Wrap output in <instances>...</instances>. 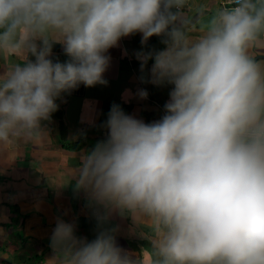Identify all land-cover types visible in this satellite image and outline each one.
Here are the masks:
<instances>
[{
  "label": "clouds",
  "instance_id": "1",
  "mask_svg": "<svg viewBox=\"0 0 264 264\" xmlns=\"http://www.w3.org/2000/svg\"><path fill=\"white\" fill-rule=\"evenodd\" d=\"M135 34L162 38L136 59L170 86L164 115L111 105L105 138L54 187L83 192L101 225L131 216L149 246L130 253L115 229L88 240L57 218L41 264H264V0H0V164L46 148L57 100L106 86L109 50Z\"/></svg>",
  "mask_w": 264,
  "mask_h": 264
},
{
  "label": "crops",
  "instance_id": "2",
  "mask_svg": "<svg viewBox=\"0 0 264 264\" xmlns=\"http://www.w3.org/2000/svg\"><path fill=\"white\" fill-rule=\"evenodd\" d=\"M161 40L152 37L142 47L140 34L123 38L109 50L111 64L104 76L106 86L88 88L81 84L57 100L58 111L47 125L52 137L47 147L27 150L24 158L12 165L0 164L4 169L0 174V228L7 232V238L0 240V264H41L51 254L50 237L57 218L74 223L76 234L88 240L94 239L101 228L115 229L119 246L130 253H139L149 246L140 235L146 229L131 216L113 212L101 225L83 192H77L71 184L54 186L58 178L71 171L70 166L80 153L105 138L102 125L111 105H120L127 114L146 123L161 118L170 86L147 82V72L141 73L136 59L139 51L163 49ZM52 58L60 62L68 59L60 45H54ZM140 89L148 92L147 99L137 95ZM35 159L41 161L46 176L32 167Z\"/></svg>",
  "mask_w": 264,
  "mask_h": 264
},
{
  "label": "built area",
  "instance_id": "3",
  "mask_svg": "<svg viewBox=\"0 0 264 264\" xmlns=\"http://www.w3.org/2000/svg\"><path fill=\"white\" fill-rule=\"evenodd\" d=\"M163 115H164V112L162 113V116H163ZM162 116H161V117H162Z\"/></svg>",
  "mask_w": 264,
  "mask_h": 264
}]
</instances>
